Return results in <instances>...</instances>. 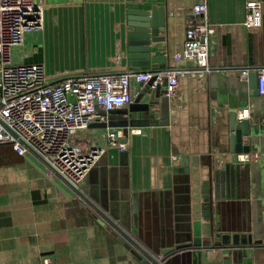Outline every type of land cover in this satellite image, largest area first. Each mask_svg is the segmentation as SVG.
Listing matches in <instances>:
<instances>
[{
  "label": "crops",
  "instance_id": "0c3cea01",
  "mask_svg": "<svg viewBox=\"0 0 264 264\" xmlns=\"http://www.w3.org/2000/svg\"><path fill=\"white\" fill-rule=\"evenodd\" d=\"M35 1L43 5V25L11 49L15 65L43 66L51 85L70 77L130 70L126 8L147 0ZM246 1L205 0L214 30L209 42L211 72L203 78H179L181 102H171L168 108L163 87L158 90L161 104L151 109L150 125L140 128V134L127 135L125 130L126 160H121L122 151L107 146L111 128L92 124L72 137L83 154L94 147L105 149L79 190L144 251L174 249L166 257L168 264H210L205 262L208 248L177 249L190 244L186 214L192 164L205 216L201 234L208 235L210 227L215 237L210 248L219 249L212 264H264V157L240 164L230 152V116L239 110H249L243 118L249 133L242 144L264 152V98L253 93L243 76L264 69V0L261 26L254 30L244 25ZM197 3L164 0L166 68L191 69L172 57L183 48ZM117 55L122 56L118 63ZM132 91L133 102L151 92L138 84H132ZM128 107L110 111L109 118H125ZM24 157L0 148V264H141L113 236L114 228L108 229L59 176L30 153L27 160ZM219 159H224L221 167L216 166ZM218 172L222 177L216 183Z\"/></svg>",
  "mask_w": 264,
  "mask_h": 264
},
{
  "label": "built area",
  "instance_id": "2783aa9c",
  "mask_svg": "<svg viewBox=\"0 0 264 264\" xmlns=\"http://www.w3.org/2000/svg\"><path fill=\"white\" fill-rule=\"evenodd\" d=\"M244 25L254 30L261 26L260 0H247ZM194 21L185 30V40L180 52L173 55V62H186L191 69L167 67L154 72L141 70L118 74L70 77L60 84L51 85L43 66L15 65L11 49L21 46L24 35L43 25V5L35 0H0V143L11 144L19 156H26L28 149L20 144L8 130L13 131L30 148L60 175L78 186L97 164L105 149L91 148L81 153L72 144V137L93 123L106 121L103 113L126 107L133 102L132 84L148 87L153 91L163 86L171 102H181L179 78H203L211 72L209 42L213 28L207 18L205 0L191 9ZM122 56L114 60L120 62ZM249 73L243 76L248 78ZM256 90L264 98V69L257 73ZM249 110H239L238 120L247 117ZM127 135L140 134V128H128ZM107 146L120 151L127 148L126 132L113 128L106 134ZM264 157L258 150L233 154L235 163H257ZM224 159L216 166L221 167ZM219 249L205 250V262L214 263Z\"/></svg>",
  "mask_w": 264,
  "mask_h": 264
},
{
  "label": "water",
  "instance_id": "95a60500",
  "mask_svg": "<svg viewBox=\"0 0 264 264\" xmlns=\"http://www.w3.org/2000/svg\"><path fill=\"white\" fill-rule=\"evenodd\" d=\"M199 3L202 0H198ZM167 10L164 5V0H147L145 3L130 4L126 8V41H125V54L126 59L129 61V71L137 72L141 70H151L154 72L163 70L166 68L169 62V34L168 24L166 21ZM257 71L248 74L249 88L255 95L256 90ZM163 86L157 87L155 90L148 94H144L142 98L132 102L128 105L125 118H118L112 120L109 118L108 113H103L108 121L101 123H93L100 128H122L127 130L128 128H142L150 125V120L154 116L150 113L151 109L155 105L161 104V96L158 90ZM149 90L148 87H144ZM164 89V88H163ZM165 92V91H164ZM165 95V94H164ZM167 100V108L170 107L169 100ZM166 110V104H164ZM92 125V124H91ZM230 129L232 134L230 136V152L232 154L247 153L250 152V146L242 144V137L248 135V121L246 119L238 120L236 114L230 116ZM9 133L23 146H25L29 153L38 158L43 164H45L55 175L59 176L74 192L80 197L83 203L90 206L91 209L99 216L100 220H103L108 224V229L114 228L113 236L116 237L119 243H121L127 250H130L133 255L141 264H168L165 262L166 257L172 254V248L163 249L161 251H153L154 254H149L144 251L135 241L132 240L122 229L108 217L105 211L94 204L89 198H87L78 186H74L65 177L60 175L51 166H49L42 157L37 154L32 148H30L21 138H19L13 131L8 130ZM127 153H121V160H126ZM26 160V156L24 157ZM219 172L214 174L215 181L219 178ZM222 176H220L221 178ZM218 183V181L216 182ZM218 188L215 187V194L217 195ZM189 211L186 214L187 222L190 224V233H187L188 241L185 246H178L177 249L183 247L194 248L195 250H204L206 248L214 246V234L213 230L209 227L208 235L202 236V224L201 220H205V216L201 213V195L198 183V172L196 165L192 164L189 171ZM103 207L102 205H99ZM102 221V222H103ZM224 243H227V238L221 239ZM236 238L234 243H236ZM132 247L136 250H132ZM138 251V252H137ZM142 256H140V255ZM162 256V259L156 256ZM212 264V263H211Z\"/></svg>",
  "mask_w": 264,
  "mask_h": 264
},
{
  "label": "trees",
  "instance_id": "16d2710c",
  "mask_svg": "<svg viewBox=\"0 0 264 264\" xmlns=\"http://www.w3.org/2000/svg\"><path fill=\"white\" fill-rule=\"evenodd\" d=\"M0 148H5V150L7 152H10L12 149L11 144H7V143H0ZM16 154V153H15ZM17 155V154H16ZM19 156V155H18Z\"/></svg>",
  "mask_w": 264,
  "mask_h": 264
}]
</instances>
